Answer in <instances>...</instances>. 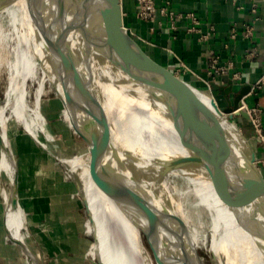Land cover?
Instances as JSON below:
<instances>
[{
	"label": "water",
	"instance_id": "obj_1",
	"mask_svg": "<svg viewBox=\"0 0 264 264\" xmlns=\"http://www.w3.org/2000/svg\"><path fill=\"white\" fill-rule=\"evenodd\" d=\"M12 1L14 0H0V10ZM25 5L28 18L35 29V38L37 32L41 39L47 68L56 76L57 84L61 88L62 95L50 82L44 83L45 85L48 83V91L56 89L52 91L55 97L47 100L49 115L53 116L50 118L54 120V132L57 136L66 138L73 133L86 144L89 154L88 175L99 190L132 214L135 222L138 223L137 215L141 206L134 190L119 180L117 183L110 174L106 178L103 177L107 170L102 166L99 157L101 141L106 138L110 142L111 135L108 131V116L96 92L97 89L95 90L92 71L93 58L98 59L99 55L103 54L117 69L125 73L131 82L142 89L151 102L171 118L179 144L189 153L173 159L169 169L191 164L201 167L209 176L227 184L214 186L219 195L229 201L233 207L252 206L264 219L262 165L258 160L256 149L246 136L247 130L242 127L243 123L235 120L240 116L244 122H248L251 130L249 138L260 144L252 127L251 117L242 104L243 96L250 91L249 86L240 89L233 96L232 101L228 97L230 87H227L223 90L227 106H217L213 100L214 96L208 89H204L194 80L153 57L129 33L123 25L121 0H25ZM30 79L37 84V88L39 76ZM45 85L42 96L48 93L47 90L45 91ZM210 87L212 90L217 89L214 83H211ZM64 108L71 116L69 121L72 123V128H69L64 120L62 112ZM193 113L203 117L202 122H206L207 126L202 127L211 135L206 136L200 131L198 121L191 118ZM79 115L86 118L78 117ZM230 130L244 141L248 150L244 157L236 154L229 134ZM261 147L264 153V147L262 145ZM85 154L87 157V153ZM69 158H62L61 162L64 163V160ZM67 167L69 176L74 177L76 172H71L69 166ZM230 178L236 182V185L234 184L236 190L230 188ZM81 183L80 176L79 179L72 178L70 182L82 214L85 213L87 220L91 222L86 201L81 193ZM16 187L15 173L13 176L15 195ZM17 201L16 196L12 204H17ZM158 214L160 213L155 208H151L150 215L144 214L146 227L141 228L142 239L155 264H169L168 260L163 261L158 255L154 240L152 241L155 230L162 228H159ZM262 235L264 239V229ZM92 237L93 241L89 240V247L96 243L94 234ZM14 241L21 244L25 252L35 260L22 241ZM181 243L183 247H188L189 253L190 248L193 249L197 264H203L195 246L193 247L192 244L188 246L183 241ZM172 247L178 249L176 243ZM187 254L185 250V253L182 251L180 256L177 254L172 258L177 261L176 264H190L187 262ZM92 262L105 264L100 258H93ZM36 264H38L37 260Z\"/></svg>",
	"mask_w": 264,
	"mask_h": 264
},
{
	"label": "bare ground",
	"instance_id": "obj_2",
	"mask_svg": "<svg viewBox=\"0 0 264 264\" xmlns=\"http://www.w3.org/2000/svg\"><path fill=\"white\" fill-rule=\"evenodd\" d=\"M3 18L9 23L10 33L3 31ZM34 32L33 24L27 15L25 0H14L0 10V38L1 36H10V39L16 41L17 36L21 34L19 40L21 49L15 52L14 62L10 67L13 75L9 77L8 84L12 83V86L4 91L6 92L5 101L3 105H0V171H4L9 179L14 160L8 139L9 117L6 112L9 110L25 131L36 139V131H39L43 124V116L38 108L40 98L44 93V78H42L34 94L33 106L30 107L27 104V72L35 68L37 59H40L42 63L41 69L48 71V66L43 58L41 39L37 32L35 38ZM93 68L95 90L97 89L96 92L106 110L109 128L112 130L111 140L109 142L108 139V144L126 156L130 164L135 159V169L140 181L138 179L136 182H131L123 174V171L121 173L113 172L110 167L115 162L114 156L110 155L106 158V154L101 150V154L99 153L101 164L107 170L103 177L106 178L110 174L116 182L117 180L123 182L134 190L137 196L140 195L144 199L145 215H150L151 208L157 209V212L160 213L158 214L159 228H162L155 230L153 240L156 251L163 258V261L168 260L169 264H176L177 261L172 257L177 254L180 256L182 251L185 253L186 250L189 254H187V262L197 264L193 249L190 248L191 252L189 253L188 247H183L184 245L181 243L183 241L188 246L192 244L197 251L201 235L191 228V219L188 214L190 211L186 212L184 206L177 201L175 194L170 189L167 179L177 177L186 186L182 196H186V199H193L194 205L202 206L208 216V228L211 236L208 250L212 255L214 264H247L248 259H255L258 264H264V239L262 235L264 219L257 209L252 206L246 208L233 207L229 201L219 195L214 186L215 184H227L209 176L201 167L191 164L169 169L173 159L186 156L189 153L179 144L171 118L167 117L159 106L151 102L146 93L131 82L129 77L117 69L103 54H100L98 59L93 58ZM52 77L56 78V76ZM192 115L191 118L198 121L200 131L206 136L211 135L209 131L205 132L202 127L203 125L207 126L206 122H202L203 117L196 113ZM100 131L102 133V129ZM231 138L236 154L241 157L247 155L244 147L232 136ZM117 142L123 144L133 154L134 159L115 145ZM101 143L103 145L104 141ZM64 163L70 166V171L73 173L81 169V165H83L79 156L70 157L64 160ZM87 164L79 175L82 180L81 193L87 207L95 214L102 230L99 239V257L105 264H117L111 244V234L107 232L104 218L96 210L100 198L103 205L108 209V218L112 223H119V231L127 242L139 252V259L145 264H153L140 236L136 235L137 232L134 233L128 225V217L132 223V214L128 213L129 216L127 217V213L122 210L120 205L93 184L88 175ZM15 173L16 169L12 172L11 191L8 192L6 188L2 191L6 206L4 224L14 240L23 242L21 230L24 228V219L20 213L13 210V208H17V204H12L13 176ZM229 182L230 188L236 190L234 186L236 182L231 178ZM175 243L178 245V249L172 247ZM220 254L224 255L223 261L219 259Z\"/></svg>",
	"mask_w": 264,
	"mask_h": 264
},
{
	"label": "crops",
	"instance_id": "obj_3",
	"mask_svg": "<svg viewBox=\"0 0 264 264\" xmlns=\"http://www.w3.org/2000/svg\"><path fill=\"white\" fill-rule=\"evenodd\" d=\"M155 1L161 4V0ZM253 4L256 12L252 11ZM136 9L135 0H121L123 25L149 54L204 89L208 88L206 83H214L217 89L213 90V100L219 107L227 106L224 89L230 87L228 97L232 101L240 89L249 86L242 104L251 112L260 109L258 117L264 130V0H172L173 20L156 13L153 20L144 21L136 17ZM193 18L198 21L195 30L191 29ZM246 25L251 26L249 36L245 35ZM210 59H215L216 67L223 70L208 75ZM235 120L243 123L258 160H264L261 144L249 139V123L240 116ZM229 134L248 153L241 137L233 130ZM262 170L264 173V167ZM3 189L5 183L0 177V264H36V260L38 264H92L91 259L98 258L87 253L89 239L82 211L68 185L58 183L46 193L34 188L27 197L17 198L26 223L23 245L35 260L8 235ZM88 222L94 225L92 217ZM247 264L258 262L248 259Z\"/></svg>",
	"mask_w": 264,
	"mask_h": 264
},
{
	"label": "rangeland",
	"instance_id": "obj_4",
	"mask_svg": "<svg viewBox=\"0 0 264 264\" xmlns=\"http://www.w3.org/2000/svg\"><path fill=\"white\" fill-rule=\"evenodd\" d=\"M2 23H3L2 25L4 28L3 31L5 33L6 31L9 32L10 26H9L8 21L5 18H3ZM20 35L17 36L16 41L10 39L9 38L10 36L8 37L1 36L0 38V49H1L0 50V105H3V102L5 101L6 92L4 91H6L8 87L12 86V83L8 84L9 77L13 75V72L10 67L12 65V62H14L15 52H18L21 49L19 46ZM36 63L37 64L35 68L27 72V79H26L27 104L30 107H32L34 103V94H35V88L37 85L33 80L30 79L31 77L35 78L37 75L39 76L40 80L38 79V86L40 85L42 78H44L43 91H44V85H45L44 83L48 81L52 84V86L54 85V88L57 89V90L56 89L54 90H56L58 93L61 94L60 85L57 84V79L55 77L54 78L52 77L55 75L52 72H50L51 70H49L48 68V71H43L41 69L40 59H37ZM38 71H39V74H38ZM205 88L208 89V91H210V94L216 98V94L214 93L212 89H210L209 87L208 88L205 87ZM46 90L48 91V83H46L45 85V91ZM52 91H48V93L42 96L41 98V102H40L38 109L43 116L42 117L43 124H42V128L39 129V131H36L37 139L34 138L32 135H30L27 131H25L21 123L17 121L11 115L9 110L6 112V114L9 117L8 139L10 142L11 155L14 161L12 162L13 167L11 169L10 179H9V176L4 171H0V177L1 179L4 180L6 190L10 192L12 172H14V170L16 169L17 187H16V195L15 193H13L12 195L13 199H16V196L17 198L27 197L30 194V191L34 188H36L37 190L41 188L39 191L42 193L50 192V190L53 191V189L58 186V183L60 184L64 183L69 186L70 192L73 194V200L77 201L76 195L74 194L75 191L72 185L70 184V182L72 178L79 179V174L81 173V171H83V168L86 167L87 161L89 160V154L87 152L86 144L82 140H80L75 134L70 133L69 136L66 138L64 136H57L56 132H54V129H55V125L53 122L54 120L50 118L53 116L49 115V110L47 108L48 107L47 100L52 97H55V94ZM62 112H63V117H64V120L66 121L67 126L69 128H72V123L69 121L70 115L66 112L65 108L63 109ZM59 117L62 118V116H59ZM78 117H83V116L79 115ZM79 124L82 125V122L79 121ZM108 131L110 135H112L111 128H109ZM103 141H104V144L101 145L102 146L101 150L103 153H106L105 157L108 158L110 155H112L115 158V162L112 163V167H110V169L115 173H121L123 171V174L127 176L131 182L133 181L136 182V180L138 179L140 181L139 175L137 174L136 169H135L136 164H135V159H134L133 154L123 144L121 143L119 144L118 142L115 143V145H117L121 150H123L126 154H128L131 158L134 159L132 164H130L126 156L119 153L118 150L114 148L113 146L109 145L110 148L108 147L107 152H106L105 147L108 146L107 145L108 140L103 139ZM27 149L29 150L27 151ZM30 151H34V154L30 155ZM85 153H87V157ZM74 155L79 156L81 158L83 165H81L82 166L81 169L77 170L76 174H74V177H71L69 176L70 174L68 173L69 172L68 167H67L68 165L66 164L67 165L66 166L64 163H62L61 159L66 158V157H71V156L74 157ZM167 181L170 185L171 191L175 194L174 196L175 198H177V201H179L182 204V206H184V208L186 209V212L190 211L188 212V214L190 215V219H191V222H190L191 228L194 231H198L199 234L201 235V239L199 241V246L197 249V252L201 256V259H202L201 262L203 264H214L212 255L210 251L208 250V247H210L211 236H210V232L208 228L209 219H208V216L206 215V212L203 210L202 206L201 207L195 206L193 199H190V198L186 199L185 198L186 196L184 195L182 196V192H184V190L186 189V186L181 180H179L177 177H169ZM137 197L139 199L140 206H141L138 215L135 213L138 216V220H139V221L137 220L138 223L135 222V218L133 217V215H132V223H131L128 217L130 213L128 214V212L123 208L122 210L123 211L125 210V212L127 213L128 225L130 226V228L133 230L134 233L137 232L136 235L138 234V236H140L141 241L143 243L141 228L146 227V221H145V215H144L146 211L144 209V199L140 195ZM1 200L3 201L4 207H6L4 203L3 195H2ZM96 208H97L96 210L100 212L102 218H104L103 221H104V224L106 225L107 232L111 234V238L113 239V240L111 239V244L114 250V255L116 259L115 261L117 262V264H145L141 259H139L140 257L139 252L135 250L127 242L126 238H124V236L119 231L120 229L119 223L117 224L112 223V221L108 218V209L103 205L100 198L96 205ZM21 209L23 210L24 208L23 206L21 207L17 201V208H13V210L17 211L23 216ZM88 211L93 219L94 225L91 226L88 221L86 222L87 215H85L84 213L82 214V221L84 222L83 224L84 230L90 242L93 241L92 234H94L96 237L97 243H96V247H94L92 244L87 250V253L89 257L91 258L93 256H97L98 258H100L99 257V248H100L99 239L101 237L102 230L100 229L98 225L95 214L92 213L89 208H88ZM24 227H26L25 221H24ZM6 230L8 232V235L12 238L7 228ZM21 233L23 236V234L25 233L24 228L21 230ZM94 248L97 250L96 253H95ZM146 252L149 254L147 249H146ZM150 259L153 262V264H155L151 256H150ZM219 259L223 261L224 255L220 254ZM92 264L94 263L92 262Z\"/></svg>",
	"mask_w": 264,
	"mask_h": 264
},
{
	"label": "built area",
	"instance_id": "obj_5",
	"mask_svg": "<svg viewBox=\"0 0 264 264\" xmlns=\"http://www.w3.org/2000/svg\"><path fill=\"white\" fill-rule=\"evenodd\" d=\"M135 3L137 5L136 17L144 21L153 20L155 18L156 13L163 14L166 17H169L171 20H173L175 16L174 11L171 9L172 0H161L160 5H157L155 0H135ZM252 11L256 12V4L252 5ZM193 23L194 26L191 27V29L195 30L198 21L193 18ZM250 32H251V26L246 25L245 35L249 36ZM201 36L205 37V34H202ZM215 63H216L215 59L209 60L208 75H213L214 73H217L218 71L221 72L223 70V68H217ZM236 76L237 75H235V77ZM206 84L210 88V84L209 83ZM247 111L251 117L252 127L259 139V142L264 147V130L261 127L260 119L258 117V113L260 112V109L257 107L254 108L252 112L249 110ZM260 162L262 167H264V160L262 161L260 160Z\"/></svg>",
	"mask_w": 264,
	"mask_h": 264
},
{
	"label": "trees",
	"instance_id": "obj_6",
	"mask_svg": "<svg viewBox=\"0 0 264 264\" xmlns=\"http://www.w3.org/2000/svg\"><path fill=\"white\" fill-rule=\"evenodd\" d=\"M264 174V173H263Z\"/></svg>",
	"mask_w": 264,
	"mask_h": 264
}]
</instances>
